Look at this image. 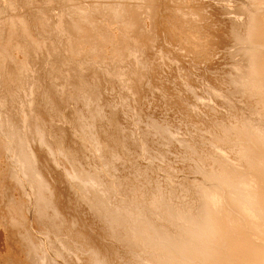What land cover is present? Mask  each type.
Wrapping results in <instances>:
<instances>
[{"label":"bare ground","instance_id":"bare-ground-1","mask_svg":"<svg viewBox=\"0 0 264 264\" xmlns=\"http://www.w3.org/2000/svg\"><path fill=\"white\" fill-rule=\"evenodd\" d=\"M222 3L0 0V264H264V0ZM190 66L245 103L180 138L141 103L196 111Z\"/></svg>","mask_w":264,"mask_h":264},{"label":"rangeland","instance_id":"rangeland-1","mask_svg":"<svg viewBox=\"0 0 264 264\" xmlns=\"http://www.w3.org/2000/svg\"><path fill=\"white\" fill-rule=\"evenodd\" d=\"M209 1H212V2H219V5H221V3H222V6L223 5H225L224 7H226V8H224L223 7V11L224 12H226V15H234L236 12V10H235V8L234 7H237V6H234L235 5V3H237L236 2V0H218V1H216V0H209ZM241 1L242 0H239V2L238 3H241ZM233 2V3H232ZM56 3V4H55ZM228 3V4H227ZM231 3H232V5H231ZM237 3V4H238ZM52 5H54V6H52ZM58 7H57V6ZM228 5V6H227ZM51 6L53 7L52 8V12L53 11H55V13H57V11H59V3H57V2H54L53 1V3L51 2ZM55 8H57V10H54ZM226 9V10H225ZM228 9V10H227ZM229 9H230V12H229ZM229 12V13H228ZM54 13V12H53ZM228 25H229V23H227ZM225 29H227V28H225ZM228 38H229V36H227ZM230 56V54H225V56L222 58L223 60H221L220 62H223V63H221V65L220 66H223L221 69L220 68H218V69H220L219 70V72L223 75V76H225V74H226V71H227V69L229 68V66H227L228 64H230V62H231V60H232V58H230L229 57ZM229 60V61H228ZM226 63H228V64H226ZM168 63L167 62H163V69H162V73L164 72V73H166L167 75H169V78L171 77V79L170 80H172L173 78H174V76H176L177 74L176 73H178L179 75L182 73L181 72V70H178L177 68H176V65H175V67H173V68H171L170 66H168L167 65ZM170 64V63H169ZM171 65V64H170ZM192 67L194 68V70L192 69ZM197 67H195V66H190L188 69H185V71L186 72H188L189 73V75H190V77L189 78H191V81L193 80V83H194V92H196L197 94H198V96H197V98L198 97H200V98H202L203 99V101L201 102L200 100V98L199 99H197V100H199V101H197L194 105H196V106H194V109L196 108V111H197V109H199L197 112L196 111H192L189 115H185L186 117H187V119H185L186 117H182V115L180 116V113H179V111H176L177 109L176 108H174L173 106H171V103L170 102H168V101H163V99L164 98H159V97H157L156 95L158 94L157 93V91H155V92H153L154 90H152V94L150 93V92H148V93H150V94H147V97L145 98V100H144V102L142 101V103H141V108L143 109V111L144 112H146L147 114H149V115H151V116H153V117H156L157 119H159V120H164V121H166V122H168L169 123V125L174 129V130H176V135L178 136V137H180V138H186L187 136L188 137H190V136H194L195 134H197L199 131H195V129L193 128L194 126H195V124H196V126H199V127H202V125L204 124V122L206 123H208L209 121H211L212 119H214V118H216V117H213L214 115L215 116H217V115H219V116H217V117H224V118H226V116H227V118H231V113H229V111H230V107H231V105L233 104V105H235L234 107L236 108L237 106H239V107H237V109L239 110V109H241V107L242 106H244V104H243V102L245 103V97H243L241 94H237V93H235V94H233V95H231V97L229 98V99H227V101L225 102V100L223 99V98H221L220 99V97H218V96H216V97H213V96H215V95H211V93L209 92L208 93V91H209V86H208V90L206 89V84L207 85H209V83H211V84H214L215 83V81L217 80L216 78H217V76H219V75H217L216 77L215 76H210V77H208L207 75V78L205 77V75H203L201 72H199V69L197 68ZM174 69V70H173ZM192 69V70H191ZM218 69H216V70H218ZM222 69L224 70V71H222ZM170 70V71H169ZM171 70H173V71H175L174 73H172L171 74V72H173V71H171ZM178 70V71H177ZM192 71V72H191ZM193 71H194V73H193ZM200 73H201V75H200ZM166 74H164V75H166ZM176 74V75H175ZM196 74V75H195ZM166 75V76H167ZM195 75V76H194ZM200 75V76H199ZM221 75V76H222ZM172 76H173V78H172ZM200 77V78H197V77ZM221 76H219V82L218 81H216V83L217 84H215V86L217 87V85H218V87L219 88H223L224 90H225V87H226V89H227V87L229 86V84H227V82H225V81H227L226 80V77L224 78V80H222L221 78L223 77H221ZM168 77V76H167ZM180 77H181V75L180 76H176V78H179V79H177L178 81L180 80ZM212 77H214V78H212ZM197 78V79H196ZM210 78L211 79H215V80H210ZM196 79V80H195ZM204 81H203V80ZM199 81V83H198V81ZM208 80H210V81H208ZM121 80H117V81H114V82H112V84H109L108 83V85L105 87V89L103 90V98H106L107 100H109V101H116L115 103H117L118 101H119V94L121 93V92H123V91H125V87L123 86V83H122V81L120 82ZM196 81V82H195ZM203 81V82H202ZM206 81V82H205ZM120 82V83H119ZM176 82V81H175ZM222 82H225L228 86H226V84L225 83H222ZM203 83H204V85H203ZM219 83V84H218ZM200 84V85H199ZM222 84V85H221ZM117 85V86H116ZM223 85L225 86V87H223ZM121 86H123L124 87V90L121 88ZM198 86V87H197ZM200 86V87H199ZM201 86H203V87H201ZM112 88V89H111ZM195 88H198L197 90L195 89ZM202 88H204V89H202ZM176 89V88H175ZM177 89H179V88H177ZM122 90V91H121ZM198 90H201L202 92H200V91H198ZM107 91V92H106ZM114 91V92H113ZM149 91H151V90H149ZM187 91V90H186ZM206 91V92H205ZM173 92H175V94L176 93H178L179 92V94H183L184 93V95L182 96V94H181V96H182V98H185L184 96H188L189 94H190V92L189 91H187V93H185V92H181V91H177V90H174ZM204 92V93H203ZM154 93H157V94H154ZM154 94V95H153ZM178 94V95H179ZM200 94H202V95H200ZM208 94H210L209 96H210V99H209V96H208ZM152 95V96H151ZM241 97H240V96ZM181 96H179V97H181ZM189 97V96H188ZM207 97H208V99H207ZM236 97V98H235ZM213 98H214V100H213ZM216 98V99H215ZM243 98V99H242ZM148 99V100H147ZM204 99H207L206 101H207V103H206V101L204 100ZM217 99H218V101H217ZM220 99V100H219ZM223 99V100H222ZM234 99V100H233ZM242 99V100H241ZM158 100V101H157ZM213 100V101H212ZM244 100V101H243ZM154 101V102H153ZM210 103H209V102ZM212 101V102H211ZM241 101V102H240ZM162 102V103H161ZM215 104H217V105H215ZM218 102V103H217ZM219 102H222L221 104L219 103ZM147 103V104H146ZM170 105H169V104ZM197 103H198V106L199 107H197ZM202 103H204V105H202ZM211 103L214 105V107L213 108H215V106L217 107L216 109H214V110H212V106L213 105H211ZM240 103V104H239ZM242 103V104H241ZM118 104V103H117ZM142 104H143V106H142ZM165 104H167V105H165ZM201 104V105H200ZM207 104H209V106L207 105ZM219 105V106H218ZM224 105H225V111H223L224 110ZM230 105V106H229ZM232 105V106H233ZM202 106V107H201ZM205 106H207V107H205ZM211 106V107H210ZM177 107V106H176ZM201 107V108H200ZM209 107V108H208ZM206 108H208V110L206 109ZM211 108V109H210ZM229 108V109H228ZM204 109H206V110H204ZM217 109H218V111H217ZM220 109V110H219ZM171 110V111H170ZM173 110H174V112H173ZM200 110H202L203 111V113H202V111L200 112ZM209 110H210V113H208L209 112ZM211 110H212V112H211ZM228 110V113L226 112ZM153 111V112H152ZM214 111V112H213ZM194 112L196 113V114H194ZM200 112V113H199ZM221 112V113H220ZM197 113H198V116H195V115H197ZM206 113V114H205ZM212 113H214L213 114V116H211L212 115ZM220 113V114H219ZM226 113V114H225ZM179 114V115H178ZM204 114V115H203ZM230 114V115H229ZM247 114V113H246ZM192 115H194V116H192ZM203 115V116H202ZM207 117H206V116ZM208 115H210V116H208ZM221 115V116H220ZM188 116H191V118L190 117H188ZM202 117V119H201V117ZM129 117H130V115H129ZM193 117V118H192ZM194 117H197V119H194ZM200 117V118H199ZM205 117V118H204ZM209 117V118H208ZM190 118V119H189ZM204 118V119H203ZM129 119V118H128ZM192 119H194V121H192ZM207 119H208V121H207ZM211 119V120H210ZM127 120V119H126ZM130 120V119H129ZM191 120V121H190ZM196 120V121H195ZM200 121V122H202L203 124L201 125V124H198L199 122L198 121ZM202 120V121H201ZM186 121V122H185ZM191 123H189V122ZM193 122H195L194 124H193ZM206 123V124H207ZM189 124V125H188ZM193 124V125H192ZM185 126V127H184ZM204 126V125H203ZM180 128V129H179ZM184 128H186V130L184 129ZM188 129V130H187ZM137 130V129H136ZM179 130H181L180 132H179ZM185 131V132H184ZM189 131H191V132H189ZM195 134H194V133ZM180 133V134H179ZM182 133H184V134H182ZM185 134H187L186 136H185ZM181 135V136H180ZM187 137V138H188ZM174 144V145H173ZM179 148V149H178ZM180 148H181V146L179 145V142H177V140L175 139L174 141H172V144L169 146V150H168V157H167V160L174 166V168H175V170L177 171L176 173L178 174L177 176H178V178H181V177H183L184 175L185 176H190L191 174L189 173V172H187V168H186V165H185V162L179 157V151H180ZM176 149V150H175ZM232 157H230V158H233V155L231 154V153H229ZM228 158H229V155H228ZM142 161L141 162H143V163H145L146 162V158H142L141 159ZM230 160H233V159H230ZM235 160H233V162H234ZM237 161V160H236ZM235 161V162H236ZM181 163V164H180ZM177 166V167H176ZM181 167V168H180ZM185 167V168H184ZM178 168V169H177ZM184 170H183V169ZM186 170V171H185ZM157 175H159V176H161L162 177V172L161 171H159L158 173H157ZM84 212H86L85 214H84V216H85V218H87V219H89V216H90V214L88 213V211L87 210H83ZM89 215V216H88ZM88 216V217H87Z\"/></svg>","mask_w":264,"mask_h":264}]
</instances>
